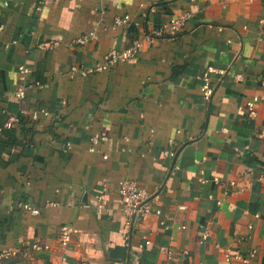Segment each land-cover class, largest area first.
Masks as SVG:
<instances>
[{"label":"crops","instance_id":"0c3cea01","mask_svg":"<svg viewBox=\"0 0 264 264\" xmlns=\"http://www.w3.org/2000/svg\"><path fill=\"white\" fill-rule=\"evenodd\" d=\"M182 12L177 38L148 42ZM0 25V252L18 251L6 264H264V102L247 109L264 94V0H0ZM137 38V58L80 75ZM208 66L225 71L210 104ZM94 135L107 140L91 150ZM125 178L159 189L165 225L151 214L127 238ZM64 224L77 228L67 247ZM34 244L49 249L25 257Z\"/></svg>","mask_w":264,"mask_h":264},{"label":"built area","instance_id":"2783aa9c","mask_svg":"<svg viewBox=\"0 0 264 264\" xmlns=\"http://www.w3.org/2000/svg\"><path fill=\"white\" fill-rule=\"evenodd\" d=\"M47 0H38V8H42ZM191 17V13L182 12L179 15L173 16L167 23L162 24L159 28L152 30L151 32H147L145 34V38L149 43H152L154 40L158 39H175L180 35L189 18ZM131 18L130 15H125L121 17H116L114 20V26L119 28H127L130 26ZM3 30V26L0 25V31ZM88 40V37H80L78 38L79 43H85ZM13 43H17V41H13ZM142 49V40L140 38L135 39L132 44L123 50L112 51L107 54L106 61L103 64H98L94 70H79L80 75L88 76L94 71H103L117 63L125 62L130 59L137 58ZM77 69L74 68V71ZM223 69H216L213 66H208L206 71L203 74V83L201 85L202 96L207 104L212 103L215 93H216V85L212 82L211 74L219 73L224 74ZM18 73L21 75L22 82L17 87L15 92V97L18 100H22L27 96V91L33 85L30 84L25 75L28 73V68L25 66H20L18 68ZM264 102V94L259 96H252L247 101V109L249 111L250 116H255L257 114L259 106ZM44 111V110H43ZM17 117L11 116L9 120L4 124V129H11L13 125L18 121ZM1 131V129H0ZM260 136L264 137V129L261 130ZM106 137L103 135H94L91 137V142L93 146L91 150H94V145L99 142L106 141ZM107 158L108 156L105 154L103 156ZM157 190H149L144 185L138 183L137 181L129 178L123 179L119 184V195L122 200L123 210L127 214V222H125V229L127 231V238L131 236L133 227L136 222H142L146 220L151 214H156L161 217V224L165 225L167 220L169 219V215L166 214L160 207H153L155 202L161 200L160 194ZM221 203V202H220ZM20 208L24 211L29 212L30 214L37 215L40 213V210L37 206H34L28 202H23L19 204ZM179 209L185 210V205H180ZM77 233V228L71 224H64L61 226L59 234H58V242L61 246L67 247L71 243L74 235ZM144 245L148 246L151 244V240L148 235L143 236ZM44 249H49L47 245L34 244L33 252H25L23 255L25 257H34L35 253H38ZM18 253L17 250L7 251L4 250L0 252V264H6V260L10 257L15 256ZM31 257V258H32ZM237 258L243 259L246 262V258H242L241 256H237ZM226 264H233V257L229 256L227 258Z\"/></svg>","mask_w":264,"mask_h":264}]
</instances>
